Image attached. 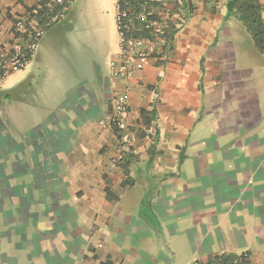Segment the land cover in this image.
<instances>
[{"label":"crops","instance_id":"crops-1","mask_svg":"<svg viewBox=\"0 0 264 264\" xmlns=\"http://www.w3.org/2000/svg\"><path fill=\"white\" fill-rule=\"evenodd\" d=\"M162 1L167 24L191 15L130 79L112 73L116 0H73L0 86V264H264V116L225 64L229 0ZM43 3L0 0V42ZM125 139L137 153L114 164Z\"/></svg>","mask_w":264,"mask_h":264},{"label":"built area","instance_id":"built-area-1","mask_svg":"<svg viewBox=\"0 0 264 264\" xmlns=\"http://www.w3.org/2000/svg\"><path fill=\"white\" fill-rule=\"evenodd\" d=\"M50 6L40 17L19 18L11 32L9 40L0 42V86L11 75L24 70L36 52L39 42L46 29L65 17L67 5L73 0H50ZM125 0H116V23L119 33V52L112 63L113 76L119 79H130L137 71L145 69L150 59L162 55L169 48L167 38V20L159 15L155 9L133 7L125 5ZM141 25L146 35L134 33L135 23ZM130 99L129 87L117 93L113 99L110 126L120 130L125 128L128 103ZM121 148L112 158L114 164H121L126 153L136 154L137 150L131 140L125 139L120 143ZM247 253L237 254L235 264H246ZM192 264H200L194 262Z\"/></svg>","mask_w":264,"mask_h":264},{"label":"trees","instance_id":"trees-1","mask_svg":"<svg viewBox=\"0 0 264 264\" xmlns=\"http://www.w3.org/2000/svg\"><path fill=\"white\" fill-rule=\"evenodd\" d=\"M125 5L128 7H133L134 10H138L140 7H159L163 8V1L162 0H125ZM50 6L49 0H44L43 5L35 12L33 15L35 17H40L45 11L46 8ZM185 15L183 18H180L176 22H170L167 27V38L170 42L169 48L171 49L173 46V41L175 38V34L178 32L179 27L182 26L186 18L191 15V7L188 3L184 5ZM227 18L235 17L240 20H243L244 23L247 25L248 30L252 33V36L255 40V45L258 51L264 54V31H262V27H264V21L262 19V13L264 12V5L261 0H229L227 5ZM141 28V25L136 22L134 33L139 35H146V32ZM168 48V49H169ZM166 52V51H165ZM144 117H148L149 120H152L155 117V105L152 104L151 109L145 111L143 114ZM113 132L116 136L121 137V130L113 127ZM248 255V254H247ZM237 255L232 254H221L212 258L207 263H200V264H235L234 260L236 259ZM246 264H251L249 257H246L245 260Z\"/></svg>","mask_w":264,"mask_h":264},{"label":"rangeland","instance_id":"rangeland-1","mask_svg":"<svg viewBox=\"0 0 264 264\" xmlns=\"http://www.w3.org/2000/svg\"><path fill=\"white\" fill-rule=\"evenodd\" d=\"M229 18L230 20L226 22L225 35L231 36L229 38L231 45H227L231 49L227 50L228 57L226 55L225 64L239 71V84L241 86H250L255 89L257 92L256 98L260 103L261 115L264 116V54L258 51L252 33L248 30L244 21L235 17ZM262 19L264 21V12L262 13ZM262 31H264V27H262ZM225 42L228 41L225 40ZM28 69L29 66L27 65L25 71L22 70L10 77L8 85H11L12 82L17 84L19 77H22ZM25 78L26 76L23 77V79Z\"/></svg>","mask_w":264,"mask_h":264}]
</instances>
